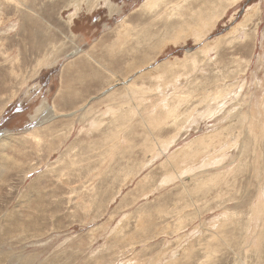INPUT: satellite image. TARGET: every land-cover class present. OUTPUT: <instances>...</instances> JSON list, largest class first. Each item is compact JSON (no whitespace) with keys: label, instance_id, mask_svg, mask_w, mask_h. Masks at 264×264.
I'll return each instance as SVG.
<instances>
[{"label":"rangeland","instance_id":"obj_1","mask_svg":"<svg viewBox=\"0 0 264 264\" xmlns=\"http://www.w3.org/2000/svg\"><path fill=\"white\" fill-rule=\"evenodd\" d=\"M260 120L264 0H0V264H264Z\"/></svg>","mask_w":264,"mask_h":264},{"label":"bare ground","instance_id":"obj_2","mask_svg":"<svg viewBox=\"0 0 264 264\" xmlns=\"http://www.w3.org/2000/svg\"><path fill=\"white\" fill-rule=\"evenodd\" d=\"M232 1H235V0H232ZM20 2V1H19ZM16 3V2H15ZM24 4V3H23ZM165 4V3H164ZM205 5H207L206 4V2L204 3ZM210 6V5H209ZM199 7H202V6H199ZM206 7V6H205ZM221 7V6H220ZM208 8V7H207ZM253 8V7H252ZM257 8L258 7H256V9L254 8L253 10H254V12H256L257 11ZM203 9V8H202ZM206 9V8H205ZM204 9V10H205ZM199 10H201V9H199ZM198 11V10H197ZM199 12V11H198ZM197 13V12H196ZM196 13H194L195 15H196ZM199 14V13H198ZM209 15V14H208ZM207 15V16H208ZM250 15V14H249ZM201 16V15H200ZM202 17V16H201ZM200 19H202V18H200ZM200 19H198V20H200ZM197 20V21H198ZM207 25H208V22H206V21H202L201 20V23H199V24H197L196 26H194V29H190L191 30V35H196V37L197 36H200L201 34H203L204 35V33H207V31H206V29H207ZM188 26H190L189 24H188ZM193 27V26H192ZM211 30H213V29H211ZM204 32V33H203ZM249 32V31H248ZM122 34H125V35H127V34H129L128 32H123ZM244 37V36H243ZM198 38V37H197ZM211 43V42H210ZM90 51V50H89ZM204 51H205V49H204ZM208 51V50H207ZM219 53V52H218ZM86 54H88V53H86ZM171 64V63H170ZM14 65V64H13ZM76 65V63H74V66ZM174 65H176V64H174ZM173 65V66H174ZM178 66V65H177ZM155 68V67H154ZM140 69V68H139ZM158 69V68H157ZM162 70V69H161ZM163 71V70H162ZM157 73H159V72H157ZM146 76V75H145ZM63 81V80H62ZM262 85V84H261ZM127 92H129L130 91V95H131V97H133V98H135L137 95H135L136 93H138V92H142L145 88L144 87H138V86H136V85H134V83L133 84H129L127 87ZM148 89H149V87H148ZM241 89V88H240ZM147 90V89H146ZM60 92V91H59ZM209 92V91H208ZM226 92H227V90H225L224 91V89L221 87L220 89H218L217 91H215L214 92V94H212V96L211 97H205V100L206 99H208L206 102H205V104L201 107L202 109L201 110H195V112H192V113H190L189 115H187L186 114V117H188L187 118V122L189 121L188 119H191V123H195L196 122V120L198 119L199 120V117L200 116H206V117H208L209 115L208 114H213L215 111H218L219 109H221V107H219V105L222 103V105L223 106H225L224 105V103L225 102H227V100L226 99H228V98H230V94H226ZM60 94V93H59ZM211 95V94H210ZM58 96V95H57ZM182 97V96H181ZM186 97V96H185ZM203 97V96H202ZM58 98V97H57ZM191 98V97H190ZM194 98V97H193ZM124 99V98H123ZM189 99V98H188ZM120 100H122V99H120ZM196 100V99H195ZM254 100V99H253ZM189 101V100H188ZM197 102H198V100H197ZM256 102V101H255ZM255 102L253 103V105L251 106V108H247V109H249V110H245V111H247V115H248V118H250V119H252V118H254L255 117V115H253V113L252 112H250V110L253 108V106L255 105ZM55 103V102H54ZM187 103H189V102H187ZM191 104V103H190ZM227 106V105H226ZM178 108V107H177ZM193 108H195V107H193ZM243 108H245L244 106H243ZM55 109H56V107H55ZM114 109V108H113ZM188 109H190V107L188 106ZM58 110V109H57ZM263 110V109H262ZM261 110V112H263ZM112 111V107L111 108H109V110H108V112H111ZM201 111V112H200ZM203 111V112H202ZM101 112V111H100ZM174 112H176V109L174 110ZM130 113V112H129ZM52 114V113H51ZM89 114V113H88ZM214 115V114H213ZM68 116V115H67ZM167 116H169V115H167ZM54 117V116H53ZM79 117V116H78ZM262 117H263V115H262ZM203 118V117H202ZM170 119V118H169ZM243 119V118H242ZM50 120V119H49ZM44 121V120H43ZM92 121V120H91ZM236 121V120H235ZM263 121V120H262ZM261 120H260V124H262L261 126L264 128V121L262 122ZM198 122V121H197ZM93 123V125H92V128L93 129H96L97 127H99L100 125H101V122H99V121H92L91 122V124ZM39 124V123H38ZM117 124V123H116ZM119 124V123H118ZM234 124V123H233ZM85 126V125H84ZM45 128H46V126H45ZM47 128H49V127H47ZM201 129V128H200ZM260 129V128H259ZM258 129V130H259ZM44 130V129H43ZM225 130V129H224ZM40 130L39 129H36L35 131H32L31 132V134L29 133V135L33 138V134H35V133H38ZM187 131V130H186ZM164 133V132H163ZM154 134V133H153ZM73 135V134H72ZM35 136V135H34ZM36 137V136H35ZM36 139H37V137H36ZM244 139V138H243ZM1 143H0V151H1V153H2V155H1V158H3V159H1V161L2 160H4V159H7V160H9V154H3V152H4V150H5V148H7L5 145L7 144L4 140L2 141H0ZM38 142L40 143V140L38 139ZM42 143V142H41ZM205 143V142H204ZM259 143V142H258ZM56 144V143H55ZM163 145H165V143L163 144ZM190 145V144H189ZM194 145V144H193ZM202 145H204V144H202ZM2 146H5L4 148H2ZM205 146H207V145H205ZM210 146L211 147H216V142H212L211 144H210ZM56 147V146H55ZM155 148V147H154ZM190 149V148H189ZM188 149V150H189ZM206 149H208V147L207 148H205V151H207ZM59 150V149H58ZM209 150V149H208ZM213 150V149H212ZM180 151V150H179ZM190 151H191V149H190ZM204 151V152H205ZM211 151V150H210ZM7 152V151H6ZM181 152V151H180ZM192 153H190V152H186L185 153V157H187L188 155L189 156H191L192 154L194 155V154H196L197 152H194V151H191ZM158 155H160L159 153H158ZM157 155V156H158ZM92 156V155H91ZM223 155H218L217 157V161L219 162L220 161V158L222 157ZM187 159V158H186ZM185 159V160H186ZM13 161H15V159L13 160ZM212 161H213V159H209V160H206V162H207V164H209V163H212ZM62 164V163H61ZM187 164V163H186ZM206 164V163H205ZM178 171V170H177ZM180 171V170H179ZM68 174V173H67ZM72 175V174H71ZM168 175V174H167ZM178 175V174H177ZM175 178V175H169V176H167V178H165L166 180H164V181H166V182H171L173 179ZM180 179H181V177H180ZM197 181V180H196ZM251 186V185H250ZM61 187V186H60ZM45 188V187H44ZM37 189V188H36ZM90 189V188H89ZM66 190V189H65ZM64 191V190H63ZM47 195V194H46ZM264 198V197H263ZM34 202V201H33ZM18 207V206H17ZM73 210V209H72ZM15 211V210H14ZM42 213V212H41ZM256 213V212H255ZM258 213V212H257ZM7 216V215H6ZM8 216H11V217H9V218H6L7 219V221H5V223L1 226V228H0V232H1V234H0V242H4L5 240H6V238H5V236H7V237H13V236H16V224H17V226H18V228L20 229H22L23 231H21V235H25V233H28V234H31V235H35V233H36V231H37V227H38V222H27V223H20V221H16V212H11V213H9V215ZM20 219H21V215L19 214V216H18ZM263 217V216H262ZM261 217V218H262ZM261 218H259L258 216L255 218V221L257 222V224H260V221H262V219ZM261 219V220H260ZM120 220V219H119ZM18 223H19V225H18ZM20 224H22V225H20ZM59 224V223H58ZM58 226V225H57ZM195 227V226H194ZM46 231V230H45ZM37 235V234H36ZM35 235V236H36ZM256 235V234H255ZM254 235V236H255ZM32 237H34V236H32ZM16 238V237H15ZM14 241H16V240H14ZM6 243V242H5ZM242 243V242H241ZM9 246V245H8ZM0 247H2V246H0ZM4 248V247H3ZM175 250V249H174ZM5 252H7V250L5 251ZM11 252V251H10ZM69 252V251H68ZM8 253V252H7ZM7 253H6V255H7ZM12 253H14V252H12ZM3 254V253H2ZM14 255V254H13ZM13 255L11 256V258H13ZM4 256V255H3ZM8 256V255H7ZM24 257V256H23ZM10 258V259H11ZM1 259V258H0ZM6 259V258H5ZM11 260H14V258L13 259H11ZM2 262V261H1ZM30 262V261H29ZM26 264V263H25ZM57 264V263H56Z\"/></svg>","mask_w":264,"mask_h":264}]
</instances>
